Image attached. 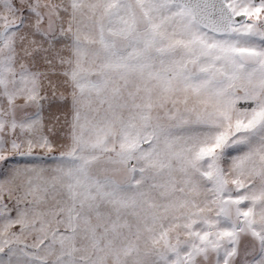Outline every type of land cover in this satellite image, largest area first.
Returning a JSON list of instances; mask_svg holds the SVG:
<instances>
[{
  "label": "snow or ice",
  "instance_id": "snow-or-ice-1",
  "mask_svg": "<svg viewBox=\"0 0 264 264\" xmlns=\"http://www.w3.org/2000/svg\"><path fill=\"white\" fill-rule=\"evenodd\" d=\"M0 264H264V0H0Z\"/></svg>",
  "mask_w": 264,
  "mask_h": 264
}]
</instances>
